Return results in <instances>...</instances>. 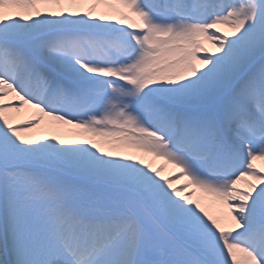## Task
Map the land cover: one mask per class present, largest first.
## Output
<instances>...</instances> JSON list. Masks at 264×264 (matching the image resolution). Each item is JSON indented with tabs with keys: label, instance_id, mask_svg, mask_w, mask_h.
Returning <instances> with one entry per match:
<instances>
[{
	"label": "snow or ice",
	"instance_id": "6c2138e0",
	"mask_svg": "<svg viewBox=\"0 0 264 264\" xmlns=\"http://www.w3.org/2000/svg\"><path fill=\"white\" fill-rule=\"evenodd\" d=\"M257 161L264 0H0V264H264Z\"/></svg>",
	"mask_w": 264,
	"mask_h": 264
},
{
	"label": "bare ground",
	"instance_id": "6f19581e",
	"mask_svg": "<svg viewBox=\"0 0 264 264\" xmlns=\"http://www.w3.org/2000/svg\"><path fill=\"white\" fill-rule=\"evenodd\" d=\"M146 158H148L149 160H152L151 157H146ZM154 161H155V160H154ZM154 161H153V162H154ZM156 162H161V163H162L161 160H156ZM156 162H154V165H155ZM260 165H261L262 167H264V161H260ZM167 170H169V171H173L171 166H168V167L165 169V172H166ZM165 172H164V173H165ZM179 182H180V183L183 182L182 178L179 179Z\"/></svg>",
	"mask_w": 264,
	"mask_h": 264
},
{
	"label": "rangeland",
	"instance_id": "374dc122",
	"mask_svg": "<svg viewBox=\"0 0 264 264\" xmlns=\"http://www.w3.org/2000/svg\"><path fill=\"white\" fill-rule=\"evenodd\" d=\"M145 159H146V157H145ZM147 161H148V160L146 159V162H147ZM154 162H156V160H155ZM258 162H259V161H257V165H258ZM158 163H159V164H158ZM158 163H157L158 165L161 164V162H158ZM164 174H165V173H164ZM167 174H169V173H167ZM167 174H166V175H167Z\"/></svg>",
	"mask_w": 264,
	"mask_h": 264
}]
</instances>
